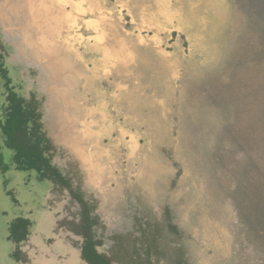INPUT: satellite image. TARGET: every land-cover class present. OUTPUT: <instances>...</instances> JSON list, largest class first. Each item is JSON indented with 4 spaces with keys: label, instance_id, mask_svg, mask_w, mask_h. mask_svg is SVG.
<instances>
[{
    "label": "rangeland",
    "instance_id": "374dc122",
    "mask_svg": "<svg viewBox=\"0 0 264 264\" xmlns=\"http://www.w3.org/2000/svg\"><path fill=\"white\" fill-rule=\"evenodd\" d=\"M73 1L78 5L73 14L78 22L70 31L74 48L66 56L58 50L56 70L17 15L0 18V66L16 93L39 102L54 163L65 170L67 162H77L81 190L96 202L105 228L101 250L110 245L108 236L133 231L144 207L159 213L167 205L188 236L194 264H261L243 239L230 201L243 182L239 170L248 173L250 162L264 158V80L257 76L256 61L245 59L257 43L237 7L230 0H210L221 13L214 17L212 10L206 19L205 2L197 9L195 0L175 5L149 0L145 8L139 0ZM6 93L0 75V113ZM3 140L0 132V154L8 167L0 171V264H84L79 239L57 228L75 209L34 172L16 171ZM17 218L31 224L19 244L8 240Z\"/></svg>",
    "mask_w": 264,
    "mask_h": 264
},
{
    "label": "trees",
    "instance_id": "16d2710c",
    "mask_svg": "<svg viewBox=\"0 0 264 264\" xmlns=\"http://www.w3.org/2000/svg\"><path fill=\"white\" fill-rule=\"evenodd\" d=\"M230 1L239 10L248 32L257 43L253 54L246 55L245 59L256 61L257 76L264 80V0ZM0 75L7 91L0 113V132L4 146L12 151L13 167L16 171L34 172L38 180L49 183L53 195L67 198L75 211L71 217L58 221L57 228L79 239L77 247L84 264H194L185 243L188 236L175 223L174 213L167 205L159 213L144 207L133 231L108 236L110 245L101 250L105 247V228L95 212L96 202L81 190L82 177L77 162H67L65 170L54 163V146L43 131L39 102L34 96L26 100L16 93L9 86L7 71L1 66ZM261 129L264 132V126ZM262 138L264 143V136ZM263 159L259 157L255 163L250 162L248 173L239 170L243 182L232 190L230 200L243 239L251 243L261 264H264ZM247 161L249 163L250 159ZM7 169L0 154V171L5 173ZM30 225L27 219H15L9 225L8 240L15 244L24 242ZM13 257L16 260L21 258L18 250Z\"/></svg>",
    "mask_w": 264,
    "mask_h": 264
},
{
    "label": "bare ground",
    "instance_id": "6f19581e",
    "mask_svg": "<svg viewBox=\"0 0 264 264\" xmlns=\"http://www.w3.org/2000/svg\"><path fill=\"white\" fill-rule=\"evenodd\" d=\"M84 0H82L83 2ZM175 4H177V1L178 0H174ZM198 2V5L197 6V9H199V5H203L201 4V2H205V8H204V11L207 15L206 19L208 18L210 12H212V10L214 12H212L213 16L216 17L218 14L221 13V10L219 11V6H216V5H213L212 4V1L210 0H195ZM81 2V1H80ZM102 2V1H101ZM107 2V1H106ZM149 0H139V8L140 7H147V4H148ZM172 2V1H171ZM85 3V2H84ZM83 3V4H84ZM158 3V1L156 2ZM89 4V3H88ZM104 5V4H103ZM122 5V4H121ZM116 7V6H115ZM170 7V5H169ZM88 9V8H87ZM122 9V8H121ZM172 9V8H171ZM1 10H4L5 12L1 11ZM78 10V5L76 2H74L73 0H2L0 2V18L3 21H7L8 18H10V16H14V15H17L18 17H20L21 19V22L22 24L21 25H24L26 31L30 34V36H34L36 38V43H37V47L39 48V50L41 52L44 53V56L46 58V61H55L56 62V66H53V70H56V68H58V55H57V52L58 50L60 52H62L64 55H69L72 51V46H70V31H72L73 29V26H74V23L76 22L77 19H75V16H73V14H75ZM104 12V11H103ZM90 13V12H89ZM92 13V12H91ZM228 13V12H227ZM85 14V13H84ZM87 14V13H86ZM119 14V13H118ZM80 15V14H79ZM86 18V17H85ZM101 18V17H100ZM13 19H15L13 17ZM12 20V19H10ZM17 21V20H16ZM124 21V20H123ZM14 22V21H13ZM19 22V21H17ZM78 22V21H77ZM77 22L75 23V25L77 24ZM84 22V21H83ZM18 24V23H17ZM84 24V23H82ZM231 24V23H230ZM123 26V25H122ZM125 26V25H124ZM76 27V26H75ZM142 27V26H141ZM145 27V26H144ZM20 28V27H19ZM66 28V31H65V35H63V29ZM231 29V28H230ZM20 30V29H19ZM228 30V29H227ZM62 31V32H61ZM164 31V30H163ZM96 32V31H95ZM231 32V31H230ZM102 33V32H101ZM143 33V31H142ZM227 33V32H226ZM96 34V33H95ZM124 34V33H121V35ZM149 35V34H148ZM22 36V34H21ZM62 36V38H61ZM73 36V35H72ZM101 36V35H100ZM159 36V35H158ZM105 37V36H104ZM98 38V37H97ZM124 38V37H123ZM20 40V38H19ZM23 40V39H22ZM54 40L56 41V45L55 47H53L54 45ZM84 40V39H83ZM127 40V39H126ZM61 41V42H60ZM73 41V40H72ZM227 41V40H226ZM127 42V41H126ZM168 42V41H167ZM23 43V42H22ZM83 43V42H82ZM81 43V44H82ZM160 43V42H158ZM18 44V43H17ZM21 47V46H19ZM60 48V49H59ZM19 49V48H18ZM25 49V48H24ZM47 49V52L45 51ZM62 49V50H61ZM79 49V48H78ZM85 49V48H84ZM165 49V48H164ZM75 50V49H74ZM81 50V49H80ZM137 50V49H136ZM19 51V50H18ZM17 51V52H18ZM141 51V49H140ZM26 52V51H25ZM86 52V50H85ZM133 52V51H132ZM136 52V51H135ZM20 53V52H19ZM27 54V53H26ZM37 54V52H36ZM142 54V52H141ZM19 55V54H18ZM21 55V54H20ZM65 55V56H66ZM80 56V54H79ZM19 57V56H18ZM21 57V56H20ZM27 58V57H26ZM25 58V59H26ZM149 58V57H148ZM24 59V58H23ZM73 59V58H72ZM80 59V58H79ZM19 61V60H18ZM23 61V60H22ZM33 61V60H32ZM45 61V62H46ZM133 61V60H132ZM20 62V61H19ZM30 62V61H29ZM44 62V61H43ZM222 62V60L220 61ZM109 63V62H108ZM76 64V63H75ZM107 64V63H106ZM89 65V64H88ZM44 67V66H43ZM89 67V66H88ZM105 67V66H103ZM105 69V68H104ZM80 70V68H79ZM86 73V72H85ZM90 73V72H89ZM110 75V74H109ZM51 76V74H50ZM204 76V75H203ZM206 76V75H205ZM38 77V76H36ZM88 77V76H87ZM40 78V77H39ZM44 78V77H43ZM77 78V77H76ZM34 79V78H33ZM48 79V78H47ZM87 79V78H86ZM216 79V78H215ZM36 80V79H34ZM38 80V78H37ZM46 80V79H45ZM78 80V79H77ZM91 80V79H90ZM68 81V80H67ZM66 81V82H67ZM75 81V80H73ZM38 82V81H37ZM90 83V82H89ZM187 83V82H186ZM191 83V82H190ZM189 83V84H190ZM209 83V81H208ZM207 83V84H208ZM212 83V82H211ZM43 84V83H42ZM63 84V83H62ZM77 84V83H76ZM110 84V83H108ZM85 85V84H84ZM209 85V84H208ZM43 86V85H42ZM45 86V85H44ZM53 86V85H52ZM190 86V85H189ZM211 86V84H210ZM46 87V86H45ZM88 87V86H87ZM209 87V86H208ZM213 88V86H211ZM89 88V87H88ZM188 88V87H187ZM196 88V87H195ZM41 89V88H40ZM67 89V87H66ZM78 89V88H77ZM194 89V88H193ZM199 88L197 87V90ZM211 89V88H209ZM43 90V89H42ZM60 90V89H58ZM186 91V90H185ZM43 92V91H42ZM41 92V93H42ZM72 92V91H71ZM90 92V91H89ZM99 93V92H98ZM44 94V93H43ZM50 94V93H49ZM67 94V93H66ZM72 94V93H71ZM102 94V93H101ZM47 95V94H46ZM68 95V94H67ZM77 95V94H76ZM54 96V95H53ZM66 96V95H65ZM115 96V95H114ZM117 96V95H116ZM200 96V95H199ZM198 96V97H199ZM88 97V96H87ZM186 97V96H185ZM192 97V96H191ZM55 98V97H54ZM90 98V97H89ZM118 98V97H117ZM56 100H57V97H56ZM60 100V99H59ZM120 100V99H119ZM193 100V99H192ZM122 101V99H121ZM124 101V100H123ZM122 101V102H123ZM186 102H188L187 100H185ZM198 102V101H197ZM205 102V101H204ZM57 103V102H56ZM71 103V102H70ZM87 103V102H86ZM103 103V102H102ZM190 103V102H189ZM81 104V103H80ZM191 104V103H190ZM202 106L203 104L200 103ZM59 105V104H58ZM62 105V104H61ZM90 105V104H89ZM119 105V104H117ZM125 105V104H124ZM123 105V108L125 107ZM51 106V105H50ZM70 106V105H69ZM87 106V105H86ZM53 107V106H52ZM63 107V106H62ZM102 107V106H101ZM61 108V107H60ZM89 108V107H88ZM94 108V107H93ZM128 108V107H126ZM189 108V107H188ZM191 108V107H190ZM52 109V108H51ZM59 109V108H58ZM100 109V108H99ZM122 109V108H121ZM216 109V108H215ZM86 110V109H85ZM97 110V109H96ZM133 111V110H132ZM131 111V113H132ZM220 111V109H219ZM57 113V111H55ZM223 112V111H222ZM53 113V112H52ZM87 113V112H86ZM105 113V112H104ZM108 114V113H107ZM128 114V113H127ZM136 114V113H134ZM132 115V114H131ZM78 117V116H77ZM105 117V115H104ZM130 117V116H129ZM116 118V117H115ZM124 118V117H123ZM75 119V118H74ZM107 119V118H106ZM136 119V118H135ZM72 120V119H71ZM80 120V118L78 119ZM125 120V119H124ZM173 120H174V117H173ZM44 121V119H43ZM86 121V120H85ZM120 121V120H119ZM98 122V121H97ZM123 122V121H122ZM131 124V121H129ZM45 123V122H44ZM74 123V122H73ZM134 123V122H133ZM149 123V122H148ZM87 124V123H86ZM128 124V125H129ZM138 124V123H136ZM141 124V123H140ZM65 125V124H64ZM149 125V124H148ZM57 125H55L54 128H56ZM91 126H93L91 124ZM96 126V125H95ZM101 126V125H100ZM104 126V125H103ZM119 126V125H118ZM143 126V125H142ZM42 127H43V124H42ZM123 127V126H122ZM145 127V126H143ZM108 129V128H107ZM174 129V128H173ZM100 130V129H98ZM45 131V130H44ZM102 131V130H101ZM147 131V130H146ZM57 132V130H56ZM99 132V131H98ZM82 133V132H81ZM127 133V132H126ZM57 134V133H56ZM95 134V133H94ZM102 134V133H101ZM105 134V133H104ZM173 134V133H172ZM81 135V134H80ZM105 136V135H104ZM64 137V136H63ZM84 137V136H83ZM97 137V136H96ZM99 137V136H98ZM106 137V136H105ZM149 137V136H148ZM47 138V137H46ZM73 138V137H72ZM76 138V137H75ZM130 138H133V137H130ZM71 139V138H70ZM92 139V138H91ZM117 140V139H116ZM150 140V139H149ZM64 141V139H63ZM71 141V140H70ZM106 141V140H105ZM165 141V140H164ZM48 142V141H47ZM120 142V140H119ZM148 142V141H147ZM58 143V141H57ZM65 143V142H64ZM63 143V144H64ZM128 143V142H127ZM167 143V142H166ZM173 143V141L171 142ZM60 144V143H59ZM73 144V143H72ZM118 144V143H117ZM125 144V143H124ZM132 144V143H131ZM148 144V143H147ZM89 145V144H88ZM112 145V144H111ZM51 146V145H50ZM57 146V144H56ZM71 146V145H70ZM75 146V144H74ZM163 146V145H162ZM168 146V145H167ZM64 147V146H63ZM78 147V146H77ZM113 147V146H112ZM157 147V146H156ZM61 148V147H60ZM71 148V147H70ZM73 148V147H72ZM106 148V147H105ZM134 148V147H133ZM151 148V147H150ZM164 148V147H163ZM168 148V147H167ZM166 148V150H167ZM170 148V147H169ZM89 149V148H88ZM156 149V148H155ZM186 149V148H185ZM188 149H189V146H188ZM103 150V148H102ZM112 150V148H111ZM120 150V149H119ZM158 150V149H157ZM155 150V151H157ZM162 150V149H161ZM59 151V150H58ZM66 151H68L66 149ZM109 151V150H108ZM140 151V150H139ZM145 151V149H144ZM147 151V150H146ZM65 152V151H64ZM171 152V151H170ZM58 153V152H57ZM62 153V152H60ZM141 153V152H140ZM150 153V152H148ZM66 154V153H65ZM84 154V153H83ZM100 154V153H99ZM135 154V153H134ZM133 154V155H134ZM157 154V153H156ZM159 154V152H158ZM77 155V154H76ZM111 155V154H110ZM115 155V154H114ZM146 155V153L144 154ZM81 156V155H80ZM127 156V155H126ZM158 156V155H157ZM161 156V155H160ZM62 157V156H61ZM67 157V156H66ZM82 157V156H81ZM159 157V156H158ZM165 157V156H164ZM163 157V158H164ZM110 158V157H109ZM140 158V157H139ZM62 159V158H61ZM79 159V157H78ZM92 159V158H90ZM111 159V158H110ZM113 159V158H112ZM129 159V158H128ZM168 159V157H167ZM82 160V158H81ZM98 160V159H97ZM101 160V159H99ZM108 160V159H107ZM133 161V160H132ZM164 161V160H163ZM162 161V162H163ZM114 162V161H113ZM95 163H96V160H95ZM98 163V162H97ZM131 163V162H130ZM162 164V163H161ZM173 164V163H172ZM108 165V164H107ZM112 165V164H111ZM83 166V165H82ZM98 166V165H96ZM110 166V165H109ZM134 166V165H133ZM140 166H142L140 164ZM108 167V166H107ZM117 167V166H116ZM143 167V166H142ZM83 168V167H82ZM103 168V167H102ZM122 168V167H121ZM120 168V169H121ZM217 168V167H216ZM127 169V168H126ZM143 169V168H142ZM78 170V169H77ZM101 170V169H100ZM113 170V169H112ZM110 171V170H109ZM132 171V170H131ZM143 171V170H142ZM145 171V170H144ZM85 172V171H84ZM107 172V171H106ZM105 172V173H106ZM123 172V171H122ZM133 172V171H132ZM117 173V172H116ZM131 173V172H130ZM142 173V172H141ZM100 174V173H99ZM110 174V173H109ZM112 174V173H111ZM133 175V173H132ZM143 175V173H142ZM147 175V174H146ZM216 175V174H215ZM141 176V175H140ZM144 176V175H143ZM136 177V176H135ZM215 177V176H214ZM118 178V176H117ZM131 179V178H130ZM138 180V178H136ZM216 179V178H215ZM214 179V180H215ZM114 180V179H113ZM128 180V179H127ZM211 180V179H210ZM149 181V179H148ZM218 181V180H217ZM117 182V181H116ZM133 182V181H132ZM212 182V181H211ZM215 182V181H213ZM172 184V183H171ZM202 184V183H201ZM131 185V184H130ZM123 186V185H122ZM134 186V185H133ZM141 186V185H139ZM204 186V185H203ZM210 186H212L210 184ZM132 187V186H131ZM147 187V186H146ZM154 188V187H153ZM122 189V187H121ZM155 189V188H154ZM208 189V188H207ZM219 189V188H218ZM149 190V188H148ZM156 190V189H155ZM174 190V189H173ZM206 190V189H205ZM87 191V190H86ZM147 191V190H146ZM153 191V189H152ZM203 191V190H202ZM210 191V190H209ZM114 192V191H113ZM206 193V191H204ZM218 192V190L216 191ZM116 193V192H115ZM166 193V192H165ZM164 193V194H165ZM112 194V193H111ZM174 194V193H173ZM209 194V193H206V195ZM214 194V193H213ZM145 195V194H144ZM150 195V194H149ZM148 195V196H149ZM217 195V194H216ZM101 196V195H100ZM139 196V195H138ZM137 196V197H138ZM118 197V196H117ZM145 197V196H144ZM143 197V198H144ZM151 197V196H150ZM175 197V196H174ZM107 198V197H106ZM218 198V197H217ZM109 199V198H108ZM152 199V198H151ZM161 199V198H160ZM168 200V199H167ZM223 200V199H222ZM107 201V200H106ZM106 201L104 203H106ZM110 201V199H109ZM170 201V200H169ZM147 202V201H146ZM103 203V204H104ZM110 203V202H109ZM169 203V202H168ZM171 205V204H170ZM109 206V204H108ZM99 207V206H98ZM104 207V206H103ZM137 207H139L137 205ZM201 207V206H200ZM211 207V206H210ZM105 208V207H104ZM103 208V209H104ZM109 209V207H108ZM125 209V207H124ZM128 209V208H127ZM194 209V207H193ZM209 209V208H208ZM107 210V209H106ZM138 210V209H137ZM140 210V209H139ZM160 210V209H159ZM127 211V210H125ZM129 211V209H128ZM153 211V210H152ZM157 211V210H156ZM103 213V212H102ZM170 213V212H169ZM174 213V212H173ZM195 213V212H194ZM105 214V213H104ZM179 214V213H178ZM101 215V214H100ZM138 215V214H136ZM157 215V214H156ZM196 215V214H195ZM215 215V214H214ZM99 216V215H98ZM158 216V215H157ZM116 217V216H115ZM114 217V218H115ZM180 217V216H179ZM218 217V216H217ZM215 217V218H217ZM119 218V217H118ZM187 218V217H186ZM212 218V217H211ZM214 218V219H215ZM105 219V218H104ZM113 219V217H112ZM181 219V218H180ZM116 220V218L114 219ZM185 220V219H184ZM101 221V220H100ZM106 221V220H105ZM109 221V220H108ZM119 222V221H118ZM197 222V221H196ZM194 222V223H196ZM103 223V222H102ZM108 223V222H107ZM111 223V221H110ZM117 223V222H116ZM115 223V224H116ZM171 223V222H170ZM114 225V224H113ZM120 225V224H119ZM195 225V224H193ZM192 229V228H191ZM136 235V234H135ZM184 237V236H182ZM240 238V237H238ZM158 249V248H157ZM247 250V249H245ZM243 252V251H242ZM249 252V251H248ZM247 252V253H248ZM246 255V254H245ZM186 256V255H185ZM204 256V255H203ZM245 258V257H244ZM158 261V260H157Z\"/></svg>",
    "mask_w": 264,
    "mask_h": 264
}]
</instances>
